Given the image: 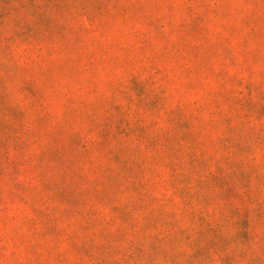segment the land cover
Returning <instances> with one entry per match:
<instances>
[{"label":"rangeland","instance_id":"374dc122","mask_svg":"<svg viewBox=\"0 0 264 264\" xmlns=\"http://www.w3.org/2000/svg\"><path fill=\"white\" fill-rule=\"evenodd\" d=\"M0 264H264V0H0Z\"/></svg>","mask_w":264,"mask_h":264}]
</instances>
